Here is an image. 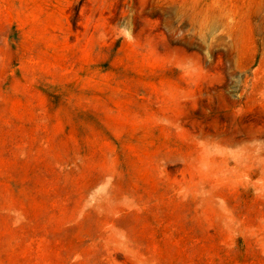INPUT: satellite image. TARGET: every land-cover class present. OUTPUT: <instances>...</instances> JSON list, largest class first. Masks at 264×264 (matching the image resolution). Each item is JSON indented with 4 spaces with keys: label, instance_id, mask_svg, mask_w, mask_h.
Here are the masks:
<instances>
[{
    "label": "rangeland",
    "instance_id": "rangeland-1",
    "mask_svg": "<svg viewBox=\"0 0 264 264\" xmlns=\"http://www.w3.org/2000/svg\"><path fill=\"white\" fill-rule=\"evenodd\" d=\"M0 264H264V0H0Z\"/></svg>",
    "mask_w": 264,
    "mask_h": 264
}]
</instances>
